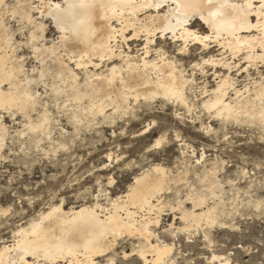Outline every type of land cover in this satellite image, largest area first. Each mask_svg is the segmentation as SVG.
I'll list each match as a JSON object with an SVG mask.
<instances>
[{
  "label": "rangeland",
  "instance_id": "obj_1",
  "mask_svg": "<svg viewBox=\"0 0 264 264\" xmlns=\"http://www.w3.org/2000/svg\"><path fill=\"white\" fill-rule=\"evenodd\" d=\"M25 1H30L22 2L26 4V12L40 2ZM19 3L20 0H7L1 6L5 9L1 16L4 20H1L3 24L8 21L9 26L4 25L9 28L8 33H12L9 42L21 56V77L31 93L34 85L29 83L36 79L32 73L37 65L43 68L42 65L48 63L54 70L60 67V60L54 58L57 49L44 50L57 42L58 30L52 20H45L34 11V26L40 30L38 54L34 48H22L23 37L15 30L12 19L15 16L25 19L22 9H19L20 14L13 11ZM17 21L18 25L20 20ZM192 27L200 34L209 32L204 31L207 28L199 20L194 21ZM30 35L31 32L29 39ZM169 37L166 35L162 44H166L168 51L176 52ZM201 49L191 47L190 56L183 61L190 79L187 85L192 104L190 112L172 101L156 97L151 101L131 100L127 109H122L124 113L106 103L105 115L84 114L79 104L67 96L72 89L70 86L86 82L82 71H76L80 76L78 81L69 72L63 80L56 71L53 77L49 73L45 80L48 90L63 89L64 94L58 97L60 106L55 110L54 105L37 107L39 101L36 102L32 120L36 122L39 115L47 112L44 132H32L29 121L16 111H0V125L5 127L4 135H0V247L14 242L16 230L38 220L55 205H62L65 211L96 202L112 208L114 203L125 199L120 196L126 194L136 176L150 170L154 175L157 171L152 168L160 166L166 176L165 188L159 194L160 207L151 212L132 205L130 209L137 212L139 221L144 217H152L154 221L157 217L158 222L151 224L152 242L173 246L172 264H218L224 259L233 264H264V119L245 113H235L228 118L216 116L203 106L206 99L203 89L215 88L216 74L211 66L205 65V72L200 70L191 81L190 67L197 62L201 64L209 55L220 56L223 50L212 47L204 55ZM225 56L229 59V52ZM243 57L244 54L240 55L235 62ZM45 67L41 69L48 72L49 68ZM254 69L250 68V73L236 70L232 75L237 88L251 87L250 99L255 101L257 109L264 105V98L257 95L254 80L262 81L264 66ZM221 70L227 72L217 69ZM162 117L171 122L172 132L166 144L153 149L152 145L161 135L159 128L142 132L150 121L159 125ZM176 136L181 139L177 141ZM196 151L200 155L190 154ZM198 195L205 199L203 209L211 208L214 216L212 219L204 217L200 226L181 219L182 209L192 208L185 198ZM141 245H145L142 239L123 236L116 251L138 250Z\"/></svg>",
  "mask_w": 264,
  "mask_h": 264
},
{
  "label": "bare ground",
  "instance_id": "obj_2",
  "mask_svg": "<svg viewBox=\"0 0 264 264\" xmlns=\"http://www.w3.org/2000/svg\"><path fill=\"white\" fill-rule=\"evenodd\" d=\"M39 1V5H31L32 10L29 12L25 10L26 4H22V2H26L25 0H20L22 5L19 3L18 7L12 10L16 13L22 9L21 15L31 19H33V12H38L39 16L45 20H52L58 30L56 18L62 13L61 10L51 7V5L59 3L60 0ZM6 2L7 0H5ZM185 2L186 0H92L90 26L81 34L75 46L58 44L57 42L51 44V47L42 46L44 50L57 49L54 58L60 60V67L55 71L59 76H62V80L68 72L74 78L79 76L76 71L85 73L86 82H78L73 87L68 85L72 89L69 93L67 92V96L74 103L79 104L84 114L86 112L88 114H104L106 103L108 106L109 104L112 105L116 111H120V109H127V106L132 102L131 100L136 102L140 101V98H144L151 101V98L156 97L172 101L174 104L191 111L192 104H190L187 93V85L190 79L186 75L187 67L183 61L190 56V48L197 46V44L188 43L184 53H181L179 48L185 46L186 33L198 32V30L193 29L192 25L194 21L199 20L209 29L208 33L201 35H209L213 28L216 29V34L213 35L207 48H204V45L199 47L206 51L218 46L219 49L223 50L219 54L221 57L209 55L207 58L214 61L209 66L214 69L216 74L214 77L217 81L215 88L211 90L203 87V94L206 97L203 106L216 116L228 118L234 116L235 113H245L264 119V105L255 109L257 105L255 106V101L250 99L251 87L247 85L245 88L242 87L243 89L237 88L235 78L232 75V72L236 70L244 71L243 69H247L244 71L247 73L250 68L257 70L262 65L264 66V10L260 8V3L264 0H227L232 5L229 14L215 18L208 23H205L209 19L207 15L204 16L203 20L192 18L188 21L187 26L183 22L191 16V13L186 12L182 7ZM158 3L167 4V7L161 11L157 7L149 8L146 6L147 4L155 5ZM1 6L0 111L12 110L22 114L23 118L29 121L31 131L37 132L33 129L41 121H47V112L45 114L42 111V115H39L35 122L32 120V111H28L27 97L31 93L23 83L21 56L15 53L12 43L9 42V35L11 36L12 33L9 34V28L7 29V25L3 24L2 20L4 19L1 16L5 9L3 10ZM10 14H12L11 11ZM43 25L41 22V29L44 27ZM38 28L36 26V29ZM168 34L176 46V49L174 48L176 52L168 51L166 44H162L164 43L162 39ZM31 35L29 40H31ZM61 35L58 30L57 41L60 40ZM38 40L31 43V48H34L37 54L39 50ZM227 52H229V59H227L228 56H225ZM242 54L244 57L235 62L237 57L239 58ZM37 57L39 59V56ZM242 63L247 65L244 67ZM260 63L262 65H259ZM76 65L81 66L82 70L75 67ZM194 65H200V63L197 62ZM42 66V69L46 68L45 66L51 68L48 63H44ZM193 66L190 67L192 71L191 81H194L195 74L200 70L205 72L204 67L194 68ZM218 68H223L227 72L222 70L218 72ZM67 78L69 77H66V80H68ZM5 82L8 83V87H3ZM256 83L257 95L264 98V77L260 82L255 79L254 84L256 85ZM85 104L87 106H84ZM33 109L35 110V105ZM45 129L46 124L40 132H44ZM4 130L5 127L1 124V136L4 135ZM142 133L146 132L143 131ZM159 167L152 168V170L157 171V175H152L150 170L136 176L133 184L125 192L126 194L123 197L120 196L125 199L114 203L112 208L103 207L96 202L94 205L83 204L76 209L73 207V209L65 211L62 205H55L43 213L38 220L29 222L28 225H23L16 230L14 242L3 243L0 247V264H21L22 256L24 259H28L27 253H32L33 258L39 264H45V257H47L46 264H101L102 254L106 255L111 252L112 256L108 258H115L116 247L123 236L131 239H142L145 242V245H141L138 250L150 264H168L169 262L172 264L170 256L173 246L152 242L154 232L151 229V224L158 222L157 217L154 221L152 217H144L139 221L136 219L137 212L130 209V205H132L142 211L151 212L160 207L159 194L165 188L166 176L165 169ZM186 201L192 204V208L186 209L184 207L182 209V220L191 221L200 226V221L204 217L214 218L211 208L203 209L205 199L200 198V195L188 196L185 198ZM218 264L233 263L224 259L219 260Z\"/></svg>",
  "mask_w": 264,
  "mask_h": 264
},
{
  "label": "snow or ice",
  "instance_id": "obj_3",
  "mask_svg": "<svg viewBox=\"0 0 264 264\" xmlns=\"http://www.w3.org/2000/svg\"><path fill=\"white\" fill-rule=\"evenodd\" d=\"M5 0H0V5H3ZM63 6V7H62ZM147 7H157L161 11L167 4L158 3V4H147ZM57 10H61V15L56 18V24L58 26L59 32L62 34L60 40L57 41L58 44H68L69 46H75L76 42L79 40L81 34L85 31L87 27L90 26L91 16H90V9L93 7L92 0H60L59 3L51 5ZM186 12L191 13L190 17H187L183 22L185 26H187L188 21L192 18H199L201 20L204 19V16H208V23L209 21L221 17L223 15L229 14L232 5L227 2V0H186V2L182 5ZM261 10H264V2L260 3ZM13 26L15 30L20 33V36L23 37L21 47L25 48L31 47V43L38 40L40 30L36 29L33 23V19L25 18L20 19L19 17H13ZM20 20V23L17 25L16 21ZM4 24L7 25L8 21L5 20ZM204 31H208V29H204ZM31 32V40H29V33ZM216 34V29L213 28L212 33L209 35H201L198 32H189L186 33L187 39L185 41V46L179 48L181 53H184L187 50L188 43H195L197 47L200 45H204V48L211 43L213 35ZM20 36L17 38L19 39ZM183 39V38H182ZM155 43V42H153ZM201 52L204 55H207V52L204 49H201ZM193 58L198 59V56H193ZM214 63L212 59L202 60L200 65H194L193 67H200L202 68L205 65H209ZM78 69L82 70V67L76 65ZM247 71V69H243ZM49 73L52 76H55V70L53 68H49L48 72H44L39 65L33 69L32 75L36 77L35 80L30 82V85H34V88L30 95H28V111H33V106L36 105V102L39 101V106H53L54 110L60 106L59 96L64 94L63 89H56L53 92L48 90V84L45 83L46 78H48ZM79 79V77H77ZM51 83V81H49ZM3 87H8V83L5 82ZM55 88V85H53ZM207 107V106H206ZM47 123L46 120L41 121L37 124L36 128L33 129L34 131H41L44 125ZM159 128L161 135L160 138L155 141L152 145L153 149H159L162 145L168 142V138L170 133L172 132L171 122L167 121L166 118H160V123L157 125L156 121H150L148 125L144 128V132L148 133L151 131H155ZM181 138L176 136V140L179 141ZM151 142V141H150ZM207 151V149H205ZM193 156L200 155L199 151L190 152ZM199 164V161H196ZM167 231V229H166ZM112 253L108 252L106 255L102 254L101 264H150L149 261H146L144 255L141 254L140 250L132 251L126 250L123 253H120L117 250L115 258L109 259ZM28 259H24L21 257V264H39V262L33 258L32 253H27ZM45 264L47 261V257L44 258Z\"/></svg>",
  "mask_w": 264,
  "mask_h": 264
}]
</instances>
